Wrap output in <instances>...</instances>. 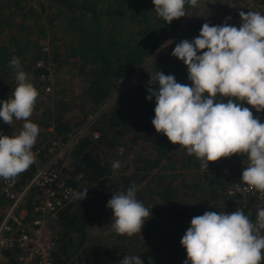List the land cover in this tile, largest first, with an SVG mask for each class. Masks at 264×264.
<instances>
[{
  "label": "trees",
  "instance_id": "trees-1",
  "mask_svg": "<svg viewBox=\"0 0 264 264\" xmlns=\"http://www.w3.org/2000/svg\"><path fill=\"white\" fill-rule=\"evenodd\" d=\"M5 1L0 0V26L5 24L13 29L18 13L36 24L35 17L40 16L36 14V6L24 9L21 0ZM44 1L47 3L43 4ZM240 4L241 11L246 12L243 0ZM39 5L50 30L58 29L59 22L54 21V14L64 9L61 12L66 18L63 34L67 37L59 43V53L63 52L73 64L81 80L80 88L73 89L72 95L66 90L56 91L51 107L48 106L46 102L51 100L47 93L51 91L53 76L42 80L39 75L47 73L45 65L53 74L47 57L56 60L57 44L36 43L34 37L30 38L34 32L28 26L23 30L26 23L20 22L21 26H14L20 34L6 31L7 39H0V101L8 99L16 86V70L9 67V61L18 57L22 69L39 92L31 122L39 126V133L61 139L69 137L71 129L78 127L89 111L127 79L183 19L166 23L155 13L151 0H41ZM46 7H49L48 11ZM191 9L185 5L186 14ZM206 22L210 25L226 22L238 27L241 20L239 14L233 16L230 13L226 3L217 0V6L215 1L183 27L184 39L191 41L197 37ZM120 23L124 25L121 32L117 31ZM37 59L44 65H35ZM160 60L168 61V66L161 72L174 75L179 83L191 84L187 79V67L181 60L171 56L168 59L162 51L153 62ZM153 62L96 115L87 131L78 136L69 149V182L76 186L75 175L80 173L82 179L99 178L100 188L94 189L92 195L83 200L67 201L59 209L57 218L50 221L54 264H119L127 255H138L143 264H183L186 252L180 239L190 226L191 218L205 211L218 212L219 202L232 203L225 190L237 175L233 171L222 175L220 166L244 156L234 154L221 158L209 162L208 168L204 169L194 156L155 131L151 124L155 98L146 99L148 87L158 88L157 84L148 85L150 75L156 72H148ZM44 82L50 86L48 91L44 90ZM242 106L249 107L254 116L264 121V111L258 113L246 102H242ZM74 108L80 112H73ZM22 124V121H14L10 126L0 119V134L15 135L22 129ZM92 131H96L95 137ZM120 144L124 146L118 157L121 167L117 174H112L110 167ZM105 172L111 173V177L100 178ZM133 183L138 189L136 198L144 206H152V215L145 221L140 234L121 236L111 229L112 211L106 204L112 194L126 191ZM254 198L251 195L246 201H238L230 212L241 209L254 222ZM104 218L106 221L102 222ZM162 218L168 223V229L161 228ZM88 224L97 227L92 238L87 236L86 230H93L86 227ZM73 252H76L75 256L71 255ZM9 260L12 261V257Z\"/></svg>",
  "mask_w": 264,
  "mask_h": 264
},
{
  "label": "clouds",
  "instance_id": "clouds-1",
  "mask_svg": "<svg viewBox=\"0 0 264 264\" xmlns=\"http://www.w3.org/2000/svg\"><path fill=\"white\" fill-rule=\"evenodd\" d=\"M155 13L166 23L186 16L185 5L200 6L201 0H151ZM241 23L234 26L204 23L199 35L182 39L171 55L187 67L191 84L176 81L174 75L156 71L150 75L146 99L155 98V131L208 168L209 162L241 155L247 166L240 174L246 190L264 193V121L256 112L264 111V14L241 11ZM227 19V18H226ZM203 50V51H201ZM200 53V54H198ZM16 86L8 99L0 101V119L8 125L22 121L15 135L0 134V179L15 181L35 163L33 147L39 126L31 122L38 90L12 57ZM113 170L121 167L114 161ZM133 183L126 191L111 195L106 207L112 211L114 233L132 237L140 234L150 209L136 198ZM87 187L73 190L71 199L86 198ZM185 249L183 264H262L264 262V207L253 222L241 209L228 212L205 211L191 218L180 239ZM119 264H143L138 255H127Z\"/></svg>",
  "mask_w": 264,
  "mask_h": 264
},
{
  "label": "built area",
  "instance_id": "built-area-1",
  "mask_svg": "<svg viewBox=\"0 0 264 264\" xmlns=\"http://www.w3.org/2000/svg\"><path fill=\"white\" fill-rule=\"evenodd\" d=\"M245 11H257L264 14V0H243ZM35 65H44L41 59ZM46 66L47 73L40 74V79L52 78L51 69ZM44 90L50 86L44 82ZM92 114L86 117L87 125L83 123L72 128V136L61 139L54 135L36 143L33 152L36 154L35 163L19 175L15 181L0 179V264H54L51 251L50 221L57 218L59 209L69 200L73 190H83L87 187V195H92L94 189L100 188V179L87 180L77 173L76 186L69 182V149L83 130L88 129V121ZM96 136V131L91 132ZM120 152V146L118 147ZM42 161V162H41ZM247 166V158L225 162L220 166V173L226 175L233 171L237 179L230 184L225 192L232 198L235 205L240 200L246 201L254 195L255 213L264 207V193L246 190L240 180V174ZM111 173H104L100 178H110ZM255 222V221H254ZM12 257V261L9 260ZM67 264V263H66ZM71 264V263H68ZM77 264V263H73Z\"/></svg>",
  "mask_w": 264,
  "mask_h": 264
},
{
  "label": "rangeland",
  "instance_id": "rangeland-1",
  "mask_svg": "<svg viewBox=\"0 0 264 264\" xmlns=\"http://www.w3.org/2000/svg\"><path fill=\"white\" fill-rule=\"evenodd\" d=\"M5 1V0H4ZM21 4L20 5H25L26 9L27 7H34L36 14H39L40 16H36L35 17V22L36 24H33L34 20H30V18L26 17V15L24 14H20L18 13V16L16 18V20H14L13 22H16L15 24H13V29H10L9 26H0V39H4V41L7 39V34H5L6 31H11V33L17 32L19 33V31L17 30V28H14V26H21V23H26V26L23 28V30H27V26L30 29V31H33L34 34L33 36H31L30 38H33L36 40V43H46L49 44L51 43L52 46H54V44H57L56 49L54 50V56H56V60L51 61L50 57H47V60L50 62V67L53 69V82H52V86H51V91L48 92V99L51 100L49 102V107L50 104L52 103V97L54 96V94L56 93V91H65L66 93H69V95L73 94V89L76 88H80L81 85V80H79V74L75 71V69L73 68V64L71 62H69V59L64 56L63 52L59 53V43L64 41L65 38L67 37L66 34L64 33V29L63 27V23H65L66 18L64 19L63 16L61 15V12H64L63 10L59 9V13H55V22H59V25L57 26V28H55L54 30H50L48 28L47 25V18H45L43 16V13L39 10V3H41V0H21ZM216 1V6H217V0H201L200 6L198 8H193L191 9V11H189L186 16L183 17V19L178 23V25L175 26V28L169 33V35L167 36L166 39H164L159 46L155 47L149 55H147L141 64H139L135 70H133L132 74L125 79L123 82H121V84L117 85L115 88H113V90L110 92L109 96L104 99L102 102H100L99 104H97L92 111H89L88 114H92L93 118L91 121H88V127L90 126L91 122L93 121V119L96 117V115L100 112L103 111L104 109L107 108V106L120 95V92L127 86H129V83L132 82V80L135 78V76H137V74L144 70L146 67H148L149 64H151L153 62V60H155V57L160 53V51H162L163 53H165V57H167L169 59V56L176 58L175 56L171 55L172 49L175 47V45L177 43H179L180 40L184 39V35H183V27L192 19H194L195 15L199 12H205V10H207V7L209 8V6L213 5V3ZM5 2H8V0H6ZM47 3L46 1H44L43 4ZM219 3H226L227 4V8L230 10V13L233 16L238 15L241 12V4H240V0H219ZM53 5H55V2L53 1L52 3ZM4 5V4H3ZM215 7V6H214ZM48 8V9H47ZM4 9V7H3ZM46 11L49 10V7H46ZM26 11V10H24ZM52 11V9H51ZM58 12V11H57ZM38 23V24H37ZM31 24V25H30ZM7 25V24H6ZM40 25V26H39ZM62 25V26H61ZM116 26V25H115ZM113 26V27H115ZM112 27V28H113ZM124 31V25L123 24H119L117 27V31ZM20 34V33H19ZM123 33H120V35ZM36 48V47H35ZM57 51V52H56ZM50 56H52V52H50ZM165 59V58H164ZM176 60L179 61L178 58H176ZM168 61H163L160 60L159 62H153V65H151V67L148 69V72L150 73H154V71H161L166 69ZM70 89V90H69ZM51 97V98H49ZM48 107V108H49ZM50 109V108H49ZM73 112L75 113H79L80 110H78L77 108L73 109ZM86 119V118H85ZM84 119V121L82 122L84 125H87V121ZM81 123V124H82ZM80 124V125H81ZM79 125V126H80ZM78 126V127H79ZM78 127H76L78 129ZM87 130H83L78 136H80L83 132H86ZM52 135H46L44 133H39V136L37 137L36 143L43 141L45 139H48L49 137L51 138ZM72 136V133L70 132L69 137ZM76 136L75 139L78 137ZM74 139V140H75ZM120 146V152H118L119 147ZM124 150V146L122 144L118 145L115 151V154L117 155L115 157L114 161L118 160V157H120L123 153ZM70 156V154H69ZM42 162V161H41ZM112 168V167H110ZM71 170V167L69 168V171ZM118 170H110V172L112 174H117ZM150 186L152 187V184L150 183ZM77 190H79L77 188ZM147 193H149V188L147 189ZM218 201V200H217ZM227 202V199H226ZM145 207L150 209V212H152V206L151 205H146ZM234 205L231 203H223V202H219L218 204V212H230V209L233 208ZM102 222L106 221V218L101 220ZM167 222L166 220H164L163 218L160 221V226L162 229H168L167 227ZM106 226V225H105ZM86 227H90L93 228V230H86L87 231V236L88 238H92L97 230V227L93 226L92 224H88L86 225ZM101 228V227H100ZM152 245H154V243H152ZM155 246V245H154ZM148 248V247H147ZM150 250L153 251V249L150 247ZM76 252L71 253L72 256H75Z\"/></svg>",
  "mask_w": 264,
  "mask_h": 264
}]
</instances>
